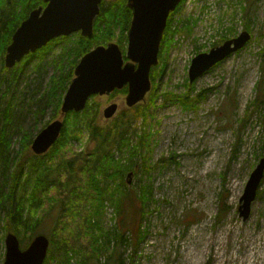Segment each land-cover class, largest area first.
<instances>
[{"label":"rangeland","instance_id":"374dc122","mask_svg":"<svg viewBox=\"0 0 264 264\" xmlns=\"http://www.w3.org/2000/svg\"><path fill=\"white\" fill-rule=\"evenodd\" d=\"M174 17V24L178 21L184 24L190 19L192 31L174 38L164 69L160 72L157 66L158 75L150 91L136 105L154 107L147 124L152 136L149 151L142 150L145 158L133 157L134 172L126 176L129 186L134 185L138 194L139 186L149 187V211L140 221L145 238L131 262L130 246L115 249L113 240V250L122 255L125 264H264V176L248 217L243 219L238 210L246 181L264 154V99L255 102L264 96V0H186ZM246 23L251 38L245 46L195 80L193 96L196 92H201V96L193 108L186 109L167 97L188 91V67L196 52H207L222 43V37L237 36L246 30ZM78 34L59 40L43 56L32 57L29 63L7 73V81H2L0 90L6 103L11 101L9 110L17 116L7 151L10 159L21 150L23 135L31 138L24 156L34 154L31 143L49 120L50 109L42 119H36L32 101L48 90L49 77L58 67L61 70L64 67V72L72 69L68 62L73 52L67 50L71 55L64 62L60 55L64 47H74ZM126 48L127 42L121 48L123 54ZM162 63L159 60V65ZM124 87L88 99L94 107L89 115L96 125L111 124L114 117L106 119L102 113L110 103L118 105L116 115L128 109ZM143 120L140 115L132 120L133 130L128 134L131 141L139 139ZM86 139L85 133L82 143H74V151L82 149ZM124 156L128 157L126 151ZM12 166L10 160L4 175ZM2 183L0 171V191L6 192L9 186ZM129 210L128 205L120 213L116 205L106 207L101 216L103 232L113 234L118 229L129 235L126 226ZM53 222L54 217H47L37 234L49 233ZM6 234L0 228V264L5 256ZM71 243L85 257H90L92 250L81 230L72 236ZM111 251L109 246L101 259L89 258L87 264H105ZM78 259L73 258L71 264Z\"/></svg>","mask_w":264,"mask_h":264},{"label":"trees","instance_id":"16d2710c","mask_svg":"<svg viewBox=\"0 0 264 264\" xmlns=\"http://www.w3.org/2000/svg\"><path fill=\"white\" fill-rule=\"evenodd\" d=\"M126 2L127 0H102L100 12L94 20L92 35L84 37L78 34L74 47L62 49L60 55L62 62L71 55L67 50L73 52L68 62L72 69L64 72V67L62 70L58 67L59 70L56 72L59 73L55 72L49 77L48 90L32 101L36 107L32 114L36 119H42L46 110L50 109V118L42 127L60 116L61 100L78 59L97 45L114 41L122 48L126 43L132 18ZM182 3L183 1L167 19L159 50V60L163 62L159 68L160 72L169 48L174 43L175 35L192 31L193 24L190 19L184 24L182 21L174 24V16L180 12ZM39 6H45L43 0H0V85L3 80L7 81V73L18 70L21 64L29 63L32 57L43 56L59 40L69 39L55 38L41 49L25 56L12 71L5 67L3 56L11 42L13 32L29 12ZM245 29L249 31L247 23ZM222 38L220 42L225 39ZM262 54L264 55V49ZM156 68L154 67V70ZM157 75L158 73L150 75L152 84ZM194 82L186 84L188 88L186 93L169 94L167 97L177 100L186 109L193 108L201 96V92H196L193 96ZM259 84L260 82L258 89ZM124 89L126 91V87ZM150 96L152 98V94ZM263 99L264 96L258 97L255 102L258 100L262 102ZM89 101L82 111H69L64 115L60 135L45 154L24 156V151L29 149L31 138L23 135L20 139L19 157L16 155L10 159L7 151L13 127L17 126V116L9 110L11 101L6 103L4 92L0 90V171L3 176L2 184L9 186L6 192L0 191V228L4 233L15 234L20 247L24 248L37 235L46 218L54 217L52 227L49 233H46L49 248L43 264H71V260L77 256L79 259L75 264H87L89 258L95 261L99 260V257L101 259L109 246L112 251L106 256L105 264H125L122 255L113 250L112 241H116L115 249L121 245L130 246L132 251L130 261L145 238L140 221L149 211L147 207L149 187L135 185L139 186L138 194L134 185L129 186L126 176L127 173L134 172L136 164L131 161L132 158L141 155L144 159L142 150L149 151V138L152 134L147 124L148 118L153 115L154 107L148 104L137 108L135 105L136 107L133 106L132 109L136 110L131 111L132 109L128 108L118 113L111 124L98 126L94 118H90L89 114L93 112L94 107L89 105ZM136 115L144 119V124L140 127L139 139L131 141L128 134L133 130L131 123ZM262 119L264 120V113ZM17 129L16 127L15 130ZM134 132L137 133V130ZM85 133L88 135L87 143H83L79 151H74V143L79 141L82 143ZM92 142L94 143L91 146ZM125 151L128 157L124 156ZM117 154L121 156L118 157ZM10 160L13 163L12 169L4 175ZM116 180L119 181L118 184L115 183ZM111 204L117 206L118 213L128 205L130 220L126 222V226L129 235L118 229L113 234L103 232L101 216ZM78 230L83 232L88 247L92 250L90 257H85L72 247V236ZM103 250L106 252L103 253Z\"/></svg>","mask_w":264,"mask_h":264},{"label":"water","instance_id":"95a60500","mask_svg":"<svg viewBox=\"0 0 264 264\" xmlns=\"http://www.w3.org/2000/svg\"><path fill=\"white\" fill-rule=\"evenodd\" d=\"M46 5L31 10L12 34L6 48L4 65L12 68L24 56L45 46L50 40L80 32L91 36L95 17L100 12L102 0H43ZM181 0H127L132 18L127 31V48L124 56L119 45L109 42L97 45L85 53L74 68V74L63 96L61 117L49 122L34 137L31 150L36 155L46 153L58 139L63 125L62 117L69 111H81L92 95H109L115 89L127 86L125 104L132 107L144 100L151 89L149 73L158 63V51L168 15ZM250 39L247 31L227 39L207 52L196 54L188 68L189 82H193L220 61L240 50ZM117 111V104L110 103L103 109V116L110 119ZM264 176V154L246 181L238 207L246 219L260 181ZM49 239L36 235L24 249L17 236H5L6 253L3 264H43Z\"/></svg>","mask_w":264,"mask_h":264},{"label":"flooded vegetation","instance_id":"af4514ba","mask_svg":"<svg viewBox=\"0 0 264 264\" xmlns=\"http://www.w3.org/2000/svg\"><path fill=\"white\" fill-rule=\"evenodd\" d=\"M126 60V59H125ZM164 69V68H163ZM162 69V70H163ZM160 70V69H159ZM156 73V71L154 70V68L153 69H151V71H150V75H154Z\"/></svg>","mask_w":264,"mask_h":264}]
</instances>
